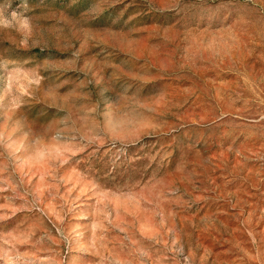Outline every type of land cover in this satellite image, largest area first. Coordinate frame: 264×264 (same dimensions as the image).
<instances>
[{
	"label": "rangeland",
	"instance_id": "rangeland-1",
	"mask_svg": "<svg viewBox=\"0 0 264 264\" xmlns=\"http://www.w3.org/2000/svg\"><path fill=\"white\" fill-rule=\"evenodd\" d=\"M0 264H264V0H0Z\"/></svg>",
	"mask_w": 264,
	"mask_h": 264
}]
</instances>
